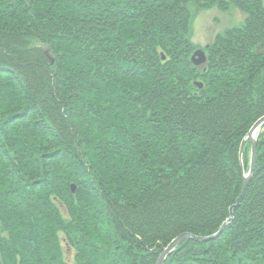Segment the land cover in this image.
Wrapping results in <instances>:
<instances>
[{"label": "trees", "instance_id": "16d2710c", "mask_svg": "<svg viewBox=\"0 0 264 264\" xmlns=\"http://www.w3.org/2000/svg\"><path fill=\"white\" fill-rule=\"evenodd\" d=\"M262 116L263 0H0V264H264Z\"/></svg>", "mask_w": 264, "mask_h": 264}, {"label": "rangeland", "instance_id": "374dc122", "mask_svg": "<svg viewBox=\"0 0 264 264\" xmlns=\"http://www.w3.org/2000/svg\"><path fill=\"white\" fill-rule=\"evenodd\" d=\"M263 2H264V0H263ZM188 8H189L190 13H191V22H190V33H189V36L191 38V41L197 47L194 50V52L197 49L205 50L206 60H207V48H208L209 43H211L213 41V39L218 34H221V33L225 32L227 29H229L231 27L242 25L244 23L245 16H246L243 11H241L238 7H236L234 5H230V7L228 9L222 10V9H219L217 6H214V7H211V8H201V7H198L197 5H195L193 3H190L188 5ZM246 140H248V139H246ZM245 141H243L244 144H245ZM256 143H257V141H256ZM242 144H241V147H240V155L241 156L243 154V147H244V144H243V146H242ZM256 156H257V154H256ZM255 162H256V158H255ZM250 164H251V155H250ZM254 167H255V164H254ZM249 170H250V166H249ZM253 171H254V168H253ZM252 174H253V172H252ZM230 217H231V215H230ZM233 218H234V210H233V215H232L230 221ZM67 253H69L68 255L70 256V252H67Z\"/></svg>", "mask_w": 264, "mask_h": 264}, {"label": "water", "instance_id": "95a60500", "mask_svg": "<svg viewBox=\"0 0 264 264\" xmlns=\"http://www.w3.org/2000/svg\"><path fill=\"white\" fill-rule=\"evenodd\" d=\"M191 60L195 65H201L206 61V53L205 50L203 49H197L191 56ZM262 124H264V116L261 117L251 128L250 132L247 134V137L244 139V141L246 139H250L251 142V164H250V170L249 172L244 176L243 179V183H242V188H241V193L239 195V197L236 200V204L233 205L230 208V215L232 217L233 215V210L235 207L239 206V204L241 203L242 199L244 198L247 188H248V184H249V180L251 178L252 172H253V168H254V164H255V158H256V154H257V143H256V137L253 135V131L258 129ZM244 144V142H243ZM242 144V146H243ZM231 217L223 224V227L226 225L227 222L230 221ZM223 227L221 228V230L223 229ZM219 230V231H221ZM220 232L216 233L215 235H218ZM214 235V236H215ZM187 237H194L196 239H204L202 237H195L190 233H184L181 234L180 236H178L177 238H175L165 249V251L163 252V254L160 256L157 264H163L166 256L185 238Z\"/></svg>", "mask_w": 264, "mask_h": 264}, {"label": "bare ground", "instance_id": "6f19581e", "mask_svg": "<svg viewBox=\"0 0 264 264\" xmlns=\"http://www.w3.org/2000/svg\"><path fill=\"white\" fill-rule=\"evenodd\" d=\"M197 66H199V65H197ZM197 84H198L199 86H202L203 83H202V81H198ZM257 121H258V120H257ZM257 121H256V122H257ZM256 122H255V123H256ZM255 123H254V124H255ZM261 126H262V125H261ZM261 126H260L258 129H256V130L253 131V132H254L253 135L256 137V139H257V134H258V132L260 131ZM251 128H252V127H251ZM251 128L249 129L248 133L250 132ZM246 137H247V136H246ZM248 140H250V139L248 138Z\"/></svg>", "mask_w": 264, "mask_h": 264}]
</instances>
